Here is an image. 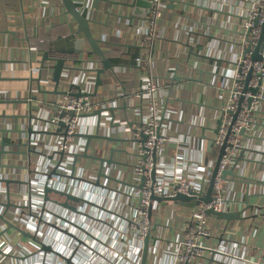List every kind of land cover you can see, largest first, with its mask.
<instances>
[{"label":"built area","instance_id":"obj_1","mask_svg":"<svg viewBox=\"0 0 264 264\" xmlns=\"http://www.w3.org/2000/svg\"><path fill=\"white\" fill-rule=\"evenodd\" d=\"M73 1L77 4L76 0ZM109 1L111 5L122 2ZM150 1L152 6L149 14L151 15L144 21L145 25L140 28L142 40H140L139 45L142 50H151L154 38L158 37L156 21L165 6L166 8L170 6V9L173 10L182 9L188 5L199 9L215 10L210 7L193 5L196 0ZM240 1L245 5L244 11L239 14V23L233 30L226 31L230 34L228 38L233 43L236 58L229 63L231 69H229L228 74L224 76L217 74L215 66L211 72L213 79L222 77V84L227 88V91L223 93V98L218 97L219 105L215 108L211 107L218 112L214 122L210 125L206 123L201 125L200 131L202 133L199 137H194L191 130L184 131L179 127L182 113L178 108L179 104L176 102L181 98L179 96L176 98L172 94V78L175 76L176 68L172 69L171 77H163L161 80H155L151 75L144 76L134 100L132 97L125 99L124 95L122 97L116 96L117 100L113 105L121 106L125 101L127 110L128 106L130 108L125 113L122 111L123 118L118 119L115 115L113 122L115 127L113 128L108 127L110 117L103 114L106 115V118L102 122L101 128L104 135L117 139L112 144L115 143L119 147H114L107 142L102 151L91 148V155L103 158L110 164L104 163L105 161L100 164L96 161L79 159V162H84L83 167L85 168L84 170L82 167L76 168L75 176L78 181L64 179L59 182H52L55 188L80 199L75 204L68 202L75 209V212L69 210L71 214L68 216H65L64 208L58 206H55L56 209H60L56 214L54 209L50 211L48 208L46 210L47 214L53 215L55 223L59 224L58 226L66 227L62 230L63 233L68 234V231L72 230V237L66 239L68 251L64 255L54 250L58 243H53V250H51L57 253L52 254L55 258L59 257L65 264H74L72 259L81 250V256L87 255L88 257L86 264H141L143 242L148 236L146 264H198L205 257H212L211 259H213V256L218 254L209 246L211 239L216 235L215 231L221 234L229 231L227 227L230 223L244 222L250 208L255 214L259 213L261 210L259 204L253 208V205L248 203L249 188L258 183H264V171L255 172L252 177H245L244 170L246 163L256 166L263 161L261 165H264V150L263 152L260 151L262 143V148H264V137L257 135L256 131L258 128L261 132L264 131V48L260 53V61L252 62L250 58L259 42L264 26V0ZM81 4L83 5V2ZM80 12L83 14L81 10ZM177 15L180 14L177 13ZM115 16L126 15L115 14ZM85 17L92 21L87 16ZM180 30L183 32L184 26H181ZM196 34L198 33L195 30H190L186 39L180 43L190 53H192L193 48L191 44L199 42L198 39L192 38ZM212 38L220 40L217 37ZM113 43L122 45L117 42ZM30 46H33L32 41H30ZM247 47L250 51L244 55ZM195 55L203 59L206 65L209 61L217 62L219 60L216 56L206 55L202 47ZM81 65L84 66V69L89 67L86 64ZM51 66L52 63L50 62L46 64L43 74L50 72ZM217 66L220 65L217 63ZM91 67L95 66L92 65ZM249 72L251 78L248 87L254 90L258 89L255 95L249 90L243 92L244 80ZM109 75L114 77L113 72ZM64 76L68 77L67 74ZM86 76L77 79L76 82L73 75V83L81 87L82 93L91 92L89 81L95 75L92 73ZM49 78V76L43 75L45 83L50 82ZM122 88L124 94L125 88ZM72 92L76 93L77 91L72 89ZM134 93L132 92L131 95ZM59 102H61V108L72 113L74 117L51 116V122L55 123L57 120H62L67 125L65 136L59 138L58 142L53 145L51 152L65 151L70 154H80L83 152L84 139L79 137L77 149L72 148V143L77 138V134L91 135L94 130V123H91L88 132H86V128L79 130V120L83 119L79 116L92 113L98 107L106 105H101L99 100L89 97L64 98ZM111 103L110 100V105ZM34 105L35 103L31 105L30 109L35 108ZM54 111L56 112L55 108ZM34 116L41 117L40 113ZM218 120H220L219 125L217 124ZM173 126L176 132L174 137L169 136ZM217 128L218 132L215 134L214 130ZM52 130H54V126L48 128L47 131ZM241 131H243V135H240ZM141 135L146 136L143 144L141 143ZM212 140L214 142L208 149L207 144ZM20 142L21 140L17 143ZM31 145L37 153L45 152L42 150V143H39L38 139H34ZM110 145L113 152H110V155L106 157L100 156L99 152L106 154ZM125 145L126 148H124ZM223 146L225 152L218 164V172L213 184L215 192L213 200L209 203L200 202L196 207L190 209L182 207L179 211L173 212L169 220L162 218L164 207H161L157 202H152L150 197L164 199L175 197L178 194L191 199L204 197L219 149ZM167 150H174L175 155H168ZM119 151L120 156L115 157L114 154ZM206 153H211L215 159L208 158ZM261 156L263 159H259ZM133 158H136L138 163L132 167L131 171H128L127 168L124 170L123 167H127ZM64 159L63 166L59 168V171L69 175L70 169L68 170V167H70L73 159L70 155ZM57 160L58 158L54 159L55 163ZM51 165L53 166V163ZM99 168H101L103 176L109 177L108 179L97 177ZM226 170H229L233 176H227V180L223 181L221 172ZM128 172L133 180L129 182L130 184L125 183L127 185L125 186L124 182L128 179ZM152 173H154L153 176ZM142 176H144V185L142 189H139ZM233 184L235 188L242 185V193L238 195V198H236L234 188L231 187L232 189H230ZM105 190H110L121 196V199L118 196L106 194ZM1 193L2 191H0L2 199ZM3 193L5 194L4 190ZM23 195L24 192L21 195L22 200L19 206L23 207L22 210L26 212L24 204L27 203L28 198L23 197ZM262 209L264 210V205ZM18 210L20 209L7 213L6 220L11 223L15 222V211ZM207 210L217 213H240L243 220L225 223L217 220L214 216H207L205 213ZM42 213L45 214L44 210ZM174 213L177 214L175 220L172 219ZM179 213L181 216L178 217ZM177 222L179 223L178 226ZM221 223H225L226 227L220 226ZM251 229L252 227L249 226L248 234ZM77 230L83 234L86 240L90 242L96 240L98 243H81L78 239L81 234H76ZM93 233L96 234V238ZM38 238L41 241V237L38 236ZM41 242L45 243L44 241ZM162 243H165L164 249L161 247ZM230 247L229 243L224 246L228 250ZM161 248L163 249L162 252L160 251ZM255 252V247L250 245L242 253L238 250L235 260L230 258V262L227 261L226 264H264V257H261V254H255ZM231 260L234 263H231Z\"/></svg>","mask_w":264,"mask_h":264},{"label":"crops","instance_id":"obj_2","mask_svg":"<svg viewBox=\"0 0 264 264\" xmlns=\"http://www.w3.org/2000/svg\"><path fill=\"white\" fill-rule=\"evenodd\" d=\"M108 1L76 0V5L83 12L84 16H87V18L96 24L92 26V32L95 37L102 39L108 44L117 42L130 45V47H113L109 45L112 47L110 51L114 49L117 52L118 48H124L127 51L126 48L139 47L140 56L135 66L130 63L114 66V77L111 75L108 76L109 73L102 75L103 86L98 88L95 100H99L101 105L106 106L110 105V100L115 104L116 96L122 97L124 95L125 99L132 97L134 100L142 78L148 75V71L145 72L142 69V64L149 66L150 75L155 80H161L163 77H171L170 73L172 69L176 68L177 71L172 78V94L176 98L178 96L181 98L176 102L179 104L178 108L182 113L179 127L184 131L189 129L192 131L194 137H199L202 133L200 131L201 125L205 123L207 125L212 124L218 116V112L213 108L217 107L220 103L218 97L223 98V93L227 91V88L222 84L223 78L218 77L217 79H213L211 72L215 66L217 68L216 73L224 76L231 69L229 63L236 58V55L233 43L228 38L230 34L226 31L233 30L238 25L239 14L244 11L245 3H242L240 0H196L195 4H193L215 9L213 11L204 8L199 9L191 5L174 10L170 9V6L167 8L165 6V9L156 21L158 24V37L154 38L151 50H142L139 45L140 40H142L140 28L145 25L144 21L151 14H146L143 19L132 18L128 21L122 17L115 16V14L128 16L131 14V10L125 7H119L114 3L111 5L109 3L110 1ZM113 1L125 2L126 0ZM81 2H83V5ZM22 6L23 14L20 11L18 0H0V101L3 103L0 105V116L9 117L0 118V128H10L13 130L25 127V119L18 118V116L27 114L29 109L28 103L32 97L37 99L34 102L35 108L31 109L33 115L40 113L41 118L49 119L54 114L52 102L56 100V97L47 94L40 95L36 83H33L32 86V96L27 97L28 79L38 77L37 71L43 63L42 54L48 47L49 42H52L57 37H66L68 34V29L63 23L69 25L70 30L73 28L70 18L64 15V8L60 0H22ZM177 13L180 15H177ZM181 26H184L183 32L180 30ZM190 30H195L198 33L193 35L192 38L199 40L198 43L191 44L193 47L192 53L188 52L184 48V45H180L186 39V35H188ZM212 37H217L220 40ZM30 40L33 43L32 47L30 46ZM200 47L203 48L206 55L216 56L219 60L217 62L209 61L206 65L203 59L195 55ZM124 49L121 50V54L124 53ZM144 55H147V57H144ZM49 62L47 61L43 64H48ZM217 63L220 65L219 67ZM80 68L84 69V66L81 65ZM50 72H45L44 76L50 77ZM73 75L77 82V79H82L85 73L83 70L74 72ZM43 80L40 88L45 87L48 90L43 89V91H51L53 89L51 81L45 83ZM89 85L90 91L92 92L94 78L89 81ZM122 87L125 88L124 94L121 90ZM64 88L65 83H60L59 89L63 90ZM132 92L135 93L131 95ZM113 97H115L114 100ZM61 100L58 99V101ZM14 103H18L19 105H14ZM129 108L128 106V110ZM115 113L118 119L123 118L121 110ZM11 116L17 117L12 118ZM93 119L95 120V118L80 119L79 130L86 128V132H88V128L94 122ZM22 122L24 125H22ZM42 125L40 124V126ZM256 131L257 135L264 137V131L261 132L260 128ZM175 134L176 132L173 126L169 136L174 137ZM7 136L6 134L4 141L11 143L12 141L8 140ZM22 138L26 140L27 135L23 133L17 134V142L22 140ZM32 139H38V142L42 143V150H45L44 153L49 154L54 147L53 145L58 142L59 137H53L52 135H33ZM79 141V137L74 140L72 143L73 149H77ZM112 145L119 147L115 143ZM110 147L111 145L108 147L106 154L99 152V155L102 157L110 155ZM262 147L263 143L260 149L263 152L264 148ZM8 148L16 149L11 146ZM124 148H126V145ZM23 149L25 148L22 147ZM167 153L170 156L175 155L174 150H167ZM206 154L208 158L212 157L215 159V156L211 153ZM114 156H120V151L115 153ZM259 159H263V157L261 156ZM42 160L43 157L37 155H31L29 161L26 156H19V154L15 156L3 155L0 158L1 165H4L0 167V180H28V186L23 189V191L25 190L23 197L28 198L27 203H23L26 212L24 210L15 211L16 216L13 224L18 225L24 231L35 233V236H40L41 241H44V244L51 249L54 246L53 243H58L54 250L64 255L68 251L66 239L72 237V230L68 231V234L63 233L62 230L66 229V227L58 226L59 224L55 223L53 215L47 213L44 218L41 217L42 219L37 220L40 217L38 214L42 213L43 210L49 208L51 211L54 209L56 210L55 214L60 210L59 208L56 209V205L51 202H43L39 190L40 184L36 181L40 176L36 177L34 175L33 179L29 176L28 170H36L39 168V170L45 171L47 168L50 169V167H45L44 165L40 166ZM52 163L54 164L55 161L53 160ZM137 163L138 160L133 158L131 163L129 161L128 166H124L123 169L125 170L127 168L128 171H131L132 167ZM261 163L263 161L256 166L246 163L244 170L245 177H252L255 172L264 171V165H261ZM7 165H18L20 168L18 170L14 168L8 169ZM69 169L70 167H68ZM6 171H8L7 174ZM132 180L133 178L129 174L124 185L127 186L125 183L130 184L129 182ZM10 187L12 189L10 194L12 199L11 203L19 205L22 200L21 195H18L20 193H16L19 186L11 184ZM231 187L234 188V192L237 195L236 198H238V195L242 193V185L235 188L233 184L230 186V189H232ZM249 189L250 196L248 203L252 204L253 208L259 204L261 209L259 213L255 214L253 209L250 208L244 222L236 221L237 223L235 224L230 223L227 227L229 231L221 234L215 231L216 235L211 239L209 246L212 250L218 252V254L213 256V259H211L212 257H205L198 264H226L227 261L230 262V258L235 260V255L238 250L242 253L250 245L255 247V254H261V257H264V210L262 209L264 205V183L250 186ZM3 190L5 192V185L0 183V191H2V199L0 197V200L4 201L5 194ZM105 192L113 195V192L110 190H105ZM50 197L53 200L64 201L63 197L54 194ZM69 203L75 204V202ZM13 210L15 209L10 208L9 213L13 212ZM64 210L65 216L71 214L68 209L64 208ZM162 210L166 216H171L173 212H176L170 206ZM2 211L3 208H0V213ZM225 225V223H221L220 226L225 228ZM249 226L252 229L249 234H246ZM3 231L0 228V245H2L0 249V264H65L59 257L55 258L51 252H42L37 243H33L30 239L18 235L15 231H9V233L5 234H3ZM76 234H81L78 237L81 243H98L96 240L91 242L86 240L78 230ZM95 235L93 233V236L96 238ZM227 243L231 246L229 250L227 249L229 246L224 248ZM161 247L164 249L165 243H162ZM89 249L91 250L92 248L90 247ZM80 251L72 259L74 264L87 263V255L81 256ZM232 260L231 263H234Z\"/></svg>","mask_w":264,"mask_h":264},{"label":"water","instance_id":"obj_3","mask_svg":"<svg viewBox=\"0 0 264 264\" xmlns=\"http://www.w3.org/2000/svg\"><path fill=\"white\" fill-rule=\"evenodd\" d=\"M63 8H64V15L68 16L72 22V30L69 31L68 35L66 37H57L51 42V46L53 50L58 54V57L56 58H50L48 56V53L44 51L43 55V63L50 61L52 63L51 66V74H50V81L53 86V89L51 91H42L40 88V84L43 80V73L46 64L42 63V66L39 67L38 69V77L36 78H30L28 79L29 86H28V93L27 97L32 96V86L33 83H36L38 93L40 95L47 94L56 97V100L52 102V105L56 109L55 114L53 115H58L60 118L64 116H70L74 117L72 113L66 112L64 109L61 108V102L58 101V99H64V98H80V97H89V98H96L97 96V90L99 87L103 86V81H102V75L106 73H111L113 72L114 69V64L106 57L103 45H112L113 47H130V45H125V44H116V43H107L105 41H102L98 38H95L92 32V26L96 25L93 23V21H90L86 19V17L80 12V10L77 8L76 4L74 3L73 0H60ZM19 2V7L20 11L23 14V6H22V0H18ZM118 6L120 7H125L127 9L131 10L130 15L126 16H119L122 17L126 20H131L132 18H140L143 19L146 14L149 13L151 9V1L150 0H126L125 2L117 3ZM27 41V39H26ZM264 48V26L262 28V32L260 35L259 42L254 49L253 53L251 54L250 58L252 62L255 61H260L261 60V55L260 53L262 52ZM250 49L247 47L245 48L244 55L248 54ZM81 64H86L89 65L88 68L82 69L79 66ZM95 67H91V66ZM84 73L87 74H94V88L93 91L90 93H82V89L80 86L75 85L73 83V73L77 71H83ZM64 74H67L68 77L64 76ZM84 77H87V76ZM251 78V73L249 72L248 75L246 76L244 80V89L243 92H246L247 90L251 91L252 94H256L258 89H251L248 87V82ZM65 83V88L63 90H60V83ZM72 89H75L77 92L73 93ZM124 89V88H122ZM115 97H113L114 100ZM242 99V98H241ZM240 99V100H241ZM36 98L32 97L30 102L28 103V112L25 115L18 116V118H23L25 119V127L20 128V129H8V128H0V158L3 155H11L15 156L16 154H19V156L23 155L26 156L29 159L31 158V155H37V156H42L43 160L40 164L44 165L45 167H50V169H47V171H41L38 169L36 170H28L29 176L33 179L34 175L36 177L40 176L38 180V184H40V192L41 196L44 202H51L52 204L61 207V208H66L70 211L75 212V209H73L72 206L69 205L68 202H76L80 200L79 198L61 191L60 189H57L53 185V181H61V180H73V181H78L77 177L75 176V171L76 168L82 167L83 170L85 167H83L84 162H79V159L82 160H88V161H96L100 164L102 162L106 164H110L109 161L99 158L96 156L91 155V148H94L95 150L102 151L106 147V143H112L114 140L113 138H109L108 136L104 135L102 133V128L101 124L103 121H105V116L103 114H107V116L110 117V121L108 122V127L113 128L115 127L114 125V119H115V112L118 110L123 111V113L126 112L127 110V105L126 102L124 101L123 105L121 106H115L113 103L109 106H102L98 107L95 109L92 113L89 114H83L80 115L79 118L83 119H90L94 118V130L91 135L87 134H77V137H80L84 139V147H83V152L80 154H75V153H67L65 151H53L51 154L46 155L43 152L37 153L31 143L34 139H32V136H38V135H52L53 137H64L65 136V130L67 128V125L62 121V120H57L55 123L51 122V116L49 119H44L41 117L34 116L32 114V111L30 109L31 105L36 102ZM117 100V98H116ZM2 103V101H0ZM12 118H15L17 116H11ZM0 118H9L5 116H0ZM40 124H43L40 126ZM217 124H220V120L217 121ZM22 125L24 123L22 122ZM54 126V130L52 131H47L48 128H51ZM218 132V128L214 130V133L216 134ZM23 133L27 135L26 140L22 138L20 143H17V134ZM8 135L7 138L8 140L12 141L11 143H6L5 140V135ZM16 135V136H15ZM240 135H243V131L240 132ZM64 139V138H63ZM146 140L145 135H141V143L143 144L144 141ZM212 141H209L207 146L208 149L212 146ZM11 146L12 148L15 147L16 149H9L8 147ZM22 147L25 149L22 150ZM224 149L225 147H221L219 149V154L216 160V164L214 169L212 170V175L209 181V186L206 192V195L204 197H199L198 199H191L188 198L184 195H176L175 197L172 198H157L154 196H151L150 199L152 202H157L161 207L168 208L169 206L172 207L173 211H179L180 208L185 207V208H194L196 207L200 202L202 203H209L213 200V195L215 194L213 184L215 177L218 172V164L220 162L221 156L224 154ZM90 152V153H89ZM110 152H113V149L110 148ZM71 156L72 161L70 163V174H64L59 171V168L63 166V163L65 161L66 156ZM55 157H58V160L56 161L53 166H50L52 164V161L55 159ZM4 165H1L0 162V167H3ZM8 169L14 168L18 170L20 166L18 165H7ZM144 169V167H142ZM50 170V171H49ZM89 171V169H87ZM8 171H6L7 174ZM154 173H152V176ZM227 176H233V174L229 171H223L221 172V179L223 181L227 180ZM97 177L98 178H105L108 179L109 177L103 176L101 173V168L97 170ZM88 184H92L88 181H85ZM1 184L5 185V198L4 201L0 200V208H3V211L0 213V228L3 231V234L9 233V231H15L18 235H21L24 238L30 239L33 243H37L39 249L42 252H51L52 254L56 252L52 251L49 246H46L44 243H42L38 236L33 235L31 232H26L20 227L14 225L13 223L9 222L6 220V215L7 213L10 212V208L12 209H20L22 210L23 207L19 205H15L11 203V184L18 185L19 188L16 191V193H20L18 195H22L23 189L28 186V180L24 181L21 179H1L0 180ZM99 185V183H96ZM144 185V176L140 178V185L139 189H142ZM21 189V190H20ZM57 195L60 197L64 198L63 202H60L58 200H53L51 199V195ZM207 216H214L217 220L219 221H224L225 223H229L231 221H242L243 217L240 216V213H230V212H223V213H217L213 212L212 210H207L206 212ZM148 245H149V238L148 236L145 237L144 242H143V247H142V254H141V264H146L147 256H148ZM10 256V255H9Z\"/></svg>","mask_w":264,"mask_h":264},{"label":"trees","instance_id":"obj_4","mask_svg":"<svg viewBox=\"0 0 264 264\" xmlns=\"http://www.w3.org/2000/svg\"><path fill=\"white\" fill-rule=\"evenodd\" d=\"M63 24L66 25V27L68 29V33H69L70 26L67 25L66 23H63ZM29 39H31V38L29 37ZM50 42L48 44V47L44 51L48 53L50 58H56V57H58V54L53 50ZM110 48H112V47L109 46V45H106V46L103 47L106 57L112 62V64L121 65V64L130 63L131 65L135 66L138 63V58L140 56L139 47H137V48L134 47V48H131V49L130 48H126L127 51L123 48L124 49V53H122V54H121V50H123V49L118 48L117 52H115L114 49L110 51ZM144 57H147V55H144ZM141 67H142L143 70H145V72L148 71V75H150V69H149V66H147V64L146 65L142 64ZM43 89L44 90H48L45 87L41 88L42 91H43ZM2 104L3 103H0V105H2ZM14 105H19V104L18 103H14Z\"/></svg>","mask_w":264,"mask_h":264},{"label":"rangeland","instance_id":"obj_5","mask_svg":"<svg viewBox=\"0 0 264 264\" xmlns=\"http://www.w3.org/2000/svg\"><path fill=\"white\" fill-rule=\"evenodd\" d=\"M117 157H118V156H117ZM106 194H108V192H106ZM113 195H115V196H118V195H116L115 193H113ZM120 197H121V196H118V198H119V199H121ZM44 212H45V214H43V213H40V215H39L40 217H39V218H37V220H40V219L44 218V216H45V215H47V214H46V210H44ZM178 216H181V213H179V214H178ZM41 217H42V218H41ZM163 218H164V219H168V220H169V219H170V215L166 216L165 214H163ZM176 218H177V214H176V213H174V215H173V218H172V219H173V220H175ZM178 225H179V223L177 222V226H178ZM26 232H31V231H26ZM31 233H32L33 235H35V233H33V232H31ZM246 234H248V232H247V231H246ZM160 251L162 252V251H163V249L161 248V249H160Z\"/></svg>","mask_w":264,"mask_h":264}]
</instances>
